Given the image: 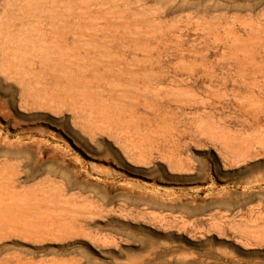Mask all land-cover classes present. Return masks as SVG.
<instances>
[{
  "label": "rangeland",
  "instance_id": "obj_1",
  "mask_svg": "<svg viewBox=\"0 0 264 264\" xmlns=\"http://www.w3.org/2000/svg\"><path fill=\"white\" fill-rule=\"evenodd\" d=\"M0 264H264V0H0Z\"/></svg>",
  "mask_w": 264,
  "mask_h": 264
}]
</instances>
